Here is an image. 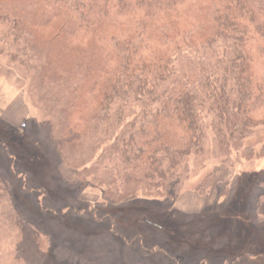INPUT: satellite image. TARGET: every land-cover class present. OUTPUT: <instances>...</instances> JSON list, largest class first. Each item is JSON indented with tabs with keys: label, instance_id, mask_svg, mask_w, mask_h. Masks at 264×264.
<instances>
[{
	"label": "trees",
	"instance_id": "1",
	"mask_svg": "<svg viewBox=\"0 0 264 264\" xmlns=\"http://www.w3.org/2000/svg\"><path fill=\"white\" fill-rule=\"evenodd\" d=\"M0 25L10 41L1 54L32 75L36 99L57 114L62 157L112 202L178 191L188 158L226 162L264 124V0H0ZM0 132L14 133L5 122ZM68 145L78 158H67ZM12 166H0V207L15 208V183L27 191ZM39 181L45 195L61 189ZM248 240L225 258L263 248Z\"/></svg>",
	"mask_w": 264,
	"mask_h": 264
},
{
	"label": "rangeland",
	"instance_id": "2",
	"mask_svg": "<svg viewBox=\"0 0 264 264\" xmlns=\"http://www.w3.org/2000/svg\"><path fill=\"white\" fill-rule=\"evenodd\" d=\"M6 31L0 25V100L17 88L31 116L16 126L0 115V125L5 122L14 132H0V166L9 173L6 167L13 163L27 188L15 183L17 206L0 207V264H264V240H250L242 231L256 227L264 236V205L256 203L264 178V124L226 162L209 155L198 166L188 158L191 171L178 191L144 190L112 202L102 186L78 179L62 157L59 129L53 126L57 114L36 99L32 75L1 54L10 43ZM75 152L66 146L67 158H78ZM208 176L212 187L200 192ZM40 179L61 187L59 193L45 195ZM247 240L263 248L253 245L240 258H225Z\"/></svg>",
	"mask_w": 264,
	"mask_h": 264
},
{
	"label": "crops",
	"instance_id": "3",
	"mask_svg": "<svg viewBox=\"0 0 264 264\" xmlns=\"http://www.w3.org/2000/svg\"><path fill=\"white\" fill-rule=\"evenodd\" d=\"M1 92L4 93V89L0 87V93ZM9 92H11L9 97L0 100V115L8 123L10 122L18 126L24 122L26 117L31 116L30 109L27 106L24 95L20 94L21 91L14 88L7 91L8 94Z\"/></svg>",
	"mask_w": 264,
	"mask_h": 264
}]
</instances>
